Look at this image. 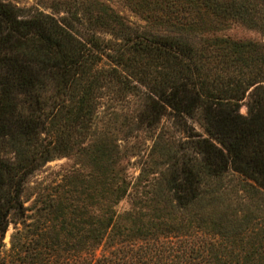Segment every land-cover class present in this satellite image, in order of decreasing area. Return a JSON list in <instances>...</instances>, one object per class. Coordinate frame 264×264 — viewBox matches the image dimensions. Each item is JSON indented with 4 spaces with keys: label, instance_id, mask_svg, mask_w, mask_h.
<instances>
[{
    "label": "trees",
    "instance_id": "trees-1",
    "mask_svg": "<svg viewBox=\"0 0 264 264\" xmlns=\"http://www.w3.org/2000/svg\"><path fill=\"white\" fill-rule=\"evenodd\" d=\"M121 1L140 21L0 0V264H264V0ZM134 129L153 139L141 184ZM60 157L78 167L30 184Z\"/></svg>",
    "mask_w": 264,
    "mask_h": 264
},
{
    "label": "rangeland",
    "instance_id": "rangeland-1",
    "mask_svg": "<svg viewBox=\"0 0 264 264\" xmlns=\"http://www.w3.org/2000/svg\"><path fill=\"white\" fill-rule=\"evenodd\" d=\"M16 1L19 5H23V6L35 5L44 10H48V7H46L43 4H48L49 1L51 0H16ZM104 1H107L116 10L123 13L127 19L132 21H140L138 15H136L132 10L126 7L121 0H104ZM217 32L220 35L229 36L231 38H236V39H255V40L263 39V35L259 31L253 28H249L246 25L241 24L237 21L225 22L224 24L221 25L220 30ZM248 100H249V92H247L246 96L242 100H240L239 111L243 114L247 113ZM105 106H107L106 103ZM118 108L120 107H117V109ZM108 109L110 108L106 107V110ZM123 109L124 111H127L129 108L128 106H125L122 109L120 108L119 109L120 113L121 110ZM128 115L132 116L134 114H128ZM165 124L169 126L168 129L171 130L173 136L175 137V139H177L179 134H177V132L174 130L175 127L171 126L172 119L169 117L165 118ZM195 127L196 130L200 131V128L197 125ZM123 134L124 133L122 132L119 134L120 146L122 150H125L121 162L126 167L127 177L130 180H133L137 183L139 182V184H141L142 182H144V179L146 177H150V175H147L146 173H143L141 175L139 173L143 161L145 160L146 155L148 154V152L152 147L153 139L151 136V132L146 130H135L133 131V133H130L127 136H124ZM76 166L78 167V163L76 160H74L73 157L55 158L53 160L46 162L39 170H37L31 176L30 184L31 185L36 184V182L39 181H42V183H47L52 180L53 182V180L60 177L65 170L75 168ZM129 206H130V201L128 200V198H126L120 202L117 208L119 210H123L125 208H128ZM12 231H13V224L10 223L4 237V241L7 244L9 243V237Z\"/></svg>",
    "mask_w": 264,
    "mask_h": 264
}]
</instances>
